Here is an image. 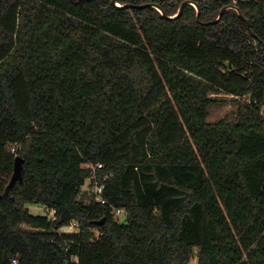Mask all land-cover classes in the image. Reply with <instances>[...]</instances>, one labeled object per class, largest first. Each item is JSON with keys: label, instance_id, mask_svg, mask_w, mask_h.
I'll use <instances>...</instances> for the list:
<instances>
[{"label": "trees", "instance_id": "1", "mask_svg": "<svg viewBox=\"0 0 264 264\" xmlns=\"http://www.w3.org/2000/svg\"><path fill=\"white\" fill-rule=\"evenodd\" d=\"M183 1L0 0V264H264V0Z\"/></svg>", "mask_w": 264, "mask_h": 264}, {"label": "rangeland", "instance_id": "2", "mask_svg": "<svg viewBox=\"0 0 264 264\" xmlns=\"http://www.w3.org/2000/svg\"><path fill=\"white\" fill-rule=\"evenodd\" d=\"M233 107H234V105L232 103H227L226 105H223V106L212 107L210 109L208 121H214L216 119L223 117L226 113H229V111L231 109H233ZM27 206H28L29 212L32 214L43 215L45 213V209L41 204L31 203V204H28ZM72 230L73 229L70 227H62V228H60L59 232L64 233V232H68V231H72ZM189 264H196L195 259H191Z\"/></svg>", "mask_w": 264, "mask_h": 264}, {"label": "built area", "instance_id": "3", "mask_svg": "<svg viewBox=\"0 0 264 264\" xmlns=\"http://www.w3.org/2000/svg\"><path fill=\"white\" fill-rule=\"evenodd\" d=\"M237 98L245 104H249L250 100L246 97H238ZM260 115L264 116V109L259 110ZM11 151L14 152V147H11ZM88 166H91L93 169H96L97 167H102V164H97V165H93V164H88ZM102 183H97L95 182V184L93 185V187H91V191L95 194V200L99 201L101 204L105 203V198L101 195L102 193ZM116 213H120V209L116 210ZM68 227L72 228L74 231H78L79 230V226L75 221H70L68 223ZM12 264H16L15 261L12 262Z\"/></svg>", "mask_w": 264, "mask_h": 264}, {"label": "water", "instance_id": "4", "mask_svg": "<svg viewBox=\"0 0 264 264\" xmlns=\"http://www.w3.org/2000/svg\"><path fill=\"white\" fill-rule=\"evenodd\" d=\"M184 3H189V4H193L194 7L196 8V12L198 14L199 12V8L198 6L196 5V3L194 2V0H184L182 5ZM155 8L158 9V11L161 13V14H164L163 13V10L159 7V6H156V5H153ZM228 7H232L234 9L235 6L234 5H231V6H228ZM226 7H223L221 9V12L225 9ZM181 11V7L179 8L178 12ZM246 22V25L247 27H249V23L247 21ZM22 162H23V159L20 157V156H15L14 157V162H13V171H12V175H11V179H10V182L11 183H14L16 180H21V169H22ZM104 222V217H102L101 219H98V220H95V223L96 224H102Z\"/></svg>", "mask_w": 264, "mask_h": 264}, {"label": "crops", "instance_id": "5", "mask_svg": "<svg viewBox=\"0 0 264 264\" xmlns=\"http://www.w3.org/2000/svg\"><path fill=\"white\" fill-rule=\"evenodd\" d=\"M232 1H236V0H232Z\"/></svg>", "mask_w": 264, "mask_h": 264}]
</instances>
